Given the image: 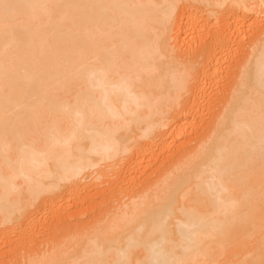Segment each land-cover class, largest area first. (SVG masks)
<instances>
[{
  "label": "bare ground",
  "instance_id": "obj_1",
  "mask_svg": "<svg viewBox=\"0 0 264 264\" xmlns=\"http://www.w3.org/2000/svg\"><path fill=\"white\" fill-rule=\"evenodd\" d=\"M1 241L264 264V0H0Z\"/></svg>",
  "mask_w": 264,
  "mask_h": 264
},
{
  "label": "rangeland",
  "instance_id": "obj_2",
  "mask_svg": "<svg viewBox=\"0 0 264 264\" xmlns=\"http://www.w3.org/2000/svg\"><path fill=\"white\" fill-rule=\"evenodd\" d=\"M174 149V148H173ZM141 159V158H140ZM143 159H141V161H142ZM147 164V165H146ZM142 166H144V167H142ZM141 166V169L143 170V169H147V167H148V163L146 162V163H144L143 165ZM147 166V167H146ZM150 166V165H149ZM149 168V167H148ZM134 175H136L135 173H133V175L132 174H130V175H128V177L129 176H134ZM95 190V189H94ZM91 199V198H90ZM92 200V199H91ZM90 200V202H94L95 201V199H93L92 201ZM89 205V202H85L84 203V206L86 205V207L88 206L87 204ZM81 206V208L83 209L84 208V206L82 205V203L80 204ZM72 209H74V207H71ZM70 208V209H71ZM71 209V210H72ZM84 218H86V216L84 215L83 216ZM46 222H47V220H46ZM47 223H49V221L47 222ZM50 224V223H49ZM20 234H19V233ZM15 234H17L18 235V238H17V236L15 237V236H13L14 238H17L18 240H20V242L22 243V240L23 239H25V236H24V233H22L20 230H16V233ZM10 237H12V235L10 236ZM11 238V239H14V238ZM24 241V240H23ZM23 244V243H22ZM7 250V248L5 247V245L4 244H2V241L0 242V259H2L1 261H3L5 258H8L9 256H5L6 255V253L5 254H3L4 253V250ZM3 252V253H2ZM1 254L4 256H1ZM9 259V258H8ZM8 259H5V260H8ZM0 261V262H1Z\"/></svg>",
  "mask_w": 264,
  "mask_h": 264
}]
</instances>
